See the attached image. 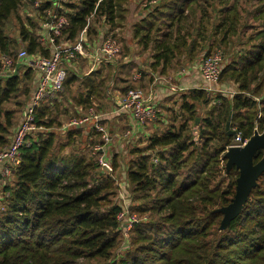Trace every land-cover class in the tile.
<instances>
[{
	"label": "trees",
	"instance_id": "trees-1",
	"mask_svg": "<svg viewBox=\"0 0 264 264\" xmlns=\"http://www.w3.org/2000/svg\"><path fill=\"white\" fill-rule=\"evenodd\" d=\"M23 1L35 17L25 15L30 26L37 25L32 20L44 22L55 4L54 0H0V57H16L4 27ZM36 2H40L37 8ZM125 3L126 0H63L60 13L68 24L52 44L22 29L27 55L49 57L55 47L75 43L85 27L91 47L105 32L115 38L114 31L121 28L119 22L126 12ZM140 4L139 16L145 15L131 27L132 35L141 51L149 54L150 63L148 71L133 69L130 79L116 77L114 83L125 85L117 88L118 94L130 89L147 90L153 83L151 73L159 67L162 77L180 70L183 57L202 60L215 52L224 57L219 82H232L238 93L230 98L216 97L214 120L207 118L198 127L197 143L190 134L194 109L188 100L206 104L209 97L205 92L189 90L176 101L171 99L169 107H157L155 121L146 126L149 136L144 147L131 151L136 158L126 173L129 195L113 178L118 168L116 155L109 163L110 172L104 173L97 164L99 153L93 160H86L82 151L58 156L52 151L53 134L37 133L20 150V162L12 169L10 181L2 183L0 264H264V174L242 212L225 231L219 230L222 215L216 213L233 199L238 176L234 168L226 175L224 168L223 155L232 141L226 132L228 118L231 117L230 130L235 129L243 138H250L255 126L258 133L264 131V0H141ZM38 26L39 33L44 34ZM230 45L235 51L232 56L226 53ZM124 51L130 50L127 47ZM121 53L114 64H102L83 76L99 78L104 69L112 66H117L119 75L126 66L131 70L133 65L125 63L127 56ZM31 71L27 69L22 76H33L35 83ZM136 74L138 79H134ZM0 76V146L4 149L11 144L7 146L14 121L3 105L16 95L20 80L18 75ZM78 78L75 73L69 75L67 69L64 90ZM105 81L102 77L94 85L88 80L79 106H90L91 98L105 86ZM255 98L260 101L259 108ZM56 100L38 106L37 127L61 126L59 119L46 117V110L56 105ZM259 113L261 117L257 119ZM125 117H120V129L126 126ZM103 121L105 116L99 122L102 126ZM127 122L130 129V119ZM82 129L70 128L65 136L67 144L82 137ZM261 156L258 154L254 162ZM153 158L158 162L153 163ZM226 178L230 181L226 182ZM129 198L142 204H121ZM125 207L127 215L138 214L146 221L133 224L130 239L122 244L118 216Z\"/></svg>",
	"mask_w": 264,
	"mask_h": 264
},
{
	"label": "rangeland",
	"instance_id": "rangeland-1",
	"mask_svg": "<svg viewBox=\"0 0 264 264\" xmlns=\"http://www.w3.org/2000/svg\"><path fill=\"white\" fill-rule=\"evenodd\" d=\"M65 1V0H64ZM127 3H125L124 8L126 9V12L122 14V20L119 22L120 27L122 28L120 32L114 31L115 38L118 40L121 48H122V55H126L127 58L130 60L133 59V51H124L126 48L131 46L133 42L131 41L130 37L133 34V25L138 23L145 14L139 16V13H141V0H126ZM24 4L21 5L20 9L18 12L13 14L7 23L5 24L4 27V35L7 37V39L11 42V47L10 49L15 56H17L18 52L20 50H25L28 47V44L26 42L22 41L21 38V31L24 28V30L32 33V35L35 37V35H39V26L42 23L39 22V20H32V22L36 23L37 25L30 26L28 25L27 21L24 19L25 15L27 13H31L34 17L33 11L31 10V7L28 5V3L23 1ZM35 18V17H34ZM118 30V29H117ZM119 35V36H118ZM125 37V38H124ZM237 42H235L236 45ZM234 46L229 47V49H226L227 52L230 56H232L235 51L233 50ZM139 48H136V51ZM236 50V49H235ZM135 51V49H134ZM148 55V54H147ZM16 58V57H15ZM146 59V58H144ZM1 64V62H0ZM116 65V64H115ZM114 65V66H115ZM68 71L69 75L72 73H75L76 75L79 76L78 81L76 83H73L71 86H66V90L62 94L56 95L57 99L55 101L54 106H50L46 112V117H52L59 119L60 125H64L67 123L69 120L77 118H87L90 120L87 122L86 126L84 127L85 130L84 134L82 137H80L76 142L69 143L67 144V139H66V132L61 131V126L58 128H52V129H45L42 128V130L38 131L39 135H47L48 133L53 134V139H54V146L52 148V151L54 154L58 156L62 155H70L74 153L75 151L81 152L84 155L86 160H93V158H96V154L93 150L94 146L97 144L99 145L100 138L95 137H90L91 135V122L93 121L94 116H105L106 121H103V127L105 128L106 132L108 135L111 137V142L109 144V147L107 148V159L109 162H111L112 157L116 155L117 157V170L113 173V178L115 181L124 188L123 190L129 195V187L128 185L126 186V173L127 170L132 168V163L134 159L136 158L135 155L131 154V151L133 149L137 148H142L144 147V144H142L141 139L136 138L134 139L131 135H128L127 131H129L128 124H126L127 121H125V128H121L120 126L115 124V121L113 118H111V113L116 110L117 106V101L118 98L121 96V94H118L117 88L125 86L124 84L121 83H114L115 80H117L116 77H122L123 79H130L131 75L133 74V71L131 72L130 69H127L128 66H126V69L121 70V74H117V69L115 67H109V69H104L103 73L100 74V76L97 77H91L85 78L83 75H85L86 70H87V65L85 63H81L80 61L75 62L74 64L72 63H66L64 65ZM184 69V68H183ZM186 69V68H185ZM27 70V67L24 68H19L18 70V79L19 81V90L16 93L13 98L7 102L6 104L3 105V109L5 111L10 112L13 115V121H14V126L13 130L10 136L9 143L7 146L10 144L14 133L16 129L18 128L20 122H21V117L22 113L25 109V107L28 105L30 102V98L35 90V83L33 81V74L34 71L32 70L30 75V79H24L22 74ZM177 70V69H175ZM1 74V72H0ZM153 76V83L156 82V85H159V83L163 82L164 80H168L169 74H166L164 76H160L157 72L153 71L152 72ZM137 75V74H136ZM1 77V76H0ZM105 77V86L103 88H100L99 91L96 93V96H93L91 98V105H85L87 108H84L83 106H79L78 100L85 97L86 94V85L88 84V80L92 81L91 84H95L100 78ZM94 79H97L93 82ZM160 80V81H159ZM152 83V84H153ZM165 85H169L167 82ZM230 88V89H229ZM230 90L232 92H236V86L233 85L232 82L227 81L226 79L222 80L219 82V84L215 87L212 88L211 92L209 94H205V96L209 97L207 98L208 103L203 104L201 100H197L193 102L192 100H188L189 104L193 105L194 113L191 118V122L189 123L191 126L190 134L193 137V141L197 143L198 141V127H201L204 120L207 118H212L214 120L213 116V111L214 109H217L216 107V102L215 99L217 96H222L219 92L222 90ZM144 91V90H143ZM204 92V91H203ZM145 93V91H144ZM227 98L232 97L231 95H226ZM225 97V96H223ZM256 97V96H255ZM194 118V121H193ZM125 120V119H124ZM128 123V122H127ZM227 123V122H226ZM230 123H231V117H230ZM230 129V126H229ZM37 134V135H38ZM66 142V143H65ZM67 144V145H66ZM6 147V146H4ZM3 146H0V149H2ZM226 164V162H225ZM225 168V167H224ZM226 169V168H225ZM230 171V170H229ZM228 171V172H229ZM228 172L225 170L226 175ZM7 181V180H6ZM10 181V179L8 180ZM230 181V178H226V182ZM2 183H0V192L2 189ZM131 197V196H130ZM118 199H116L117 201ZM129 200V201H128ZM126 199L124 202L122 201V205H130L132 207H135L137 205L142 204L141 201H132L131 198ZM130 212H128V215ZM124 216V219L121 221V225H123V243H125L128 239H130L131 234L130 230L125 231L124 230V225L127 223V217H131L139 221L140 223H143L146 221L145 218H142L138 216V214H130V216ZM225 231V230H224ZM129 242V241H128ZM120 253H122L121 249ZM119 252V251H118Z\"/></svg>",
	"mask_w": 264,
	"mask_h": 264
},
{
	"label": "built area",
	"instance_id": "built-area-1",
	"mask_svg": "<svg viewBox=\"0 0 264 264\" xmlns=\"http://www.w3.org/2000/svg\"><path fill=\"white\" fill-rule=\"evenodd\" d=\"M62 1L54 0L55 4L52 7V11L47 13L45 21L41 24V30L44 34H39L40 41L45 40L52 44L54 42L53 39L60 35V30L68 24L67 19L60 13ZM39 5L40 2H36L34 7L37 8ZM120 53L121 46L118 40L112 36V33L105 32L101 35V40L94 46L88 45L85 27L80 32L75 43L64 48L55 47L49 57L40 55L28 56L25 50H20L15 59L5 56L0 57L3 77L17 75L19 68L27 67V69L34 71L36 79L34 93L22 113L21 122L14 133L11 144L0 150V182L11 177L12 169L20 162V150L28 146L30 141L36 138L38 131L42 130V128L35 125V113L38 106L47 100H54L56 95L63 92L67 79V71L64 65L81 58L91 62V71H93V69H98L102 64H114L118 60ZM223 63L224 57L220 52H215L201 60L199 75L203 85L198 89L209 94L212 88L219 84ZM229 89L222 90L219 93L221 95H231L232 97L238 93ZM255 101L259 108L260 101L257 98H255ZM114 112L128 115L131 121V128L127 133L132 136L134 132L137 133L139 129H144L148 124L155 121L159 109L142 90L130 89L118 98ZM101 117L94 116L91 122V133L99 134L102 142L94 146L93 150L95 153H99L97 164L101 170L103 171V167H107L110 172L107 147L111 142V137L99 123ZM260 117L261 114L259 113L257 119ZM89 121L87 118H74L62 125L61 129L66 132L70 128H84ZM232 130L236 132V135L235 138H232L230 145L226 147V151L232 147L242 148L249 140V138H243L242 134L235 129ZM255 132L258 133L256 126L253 134ZM157 162V159L153 158V163ZM121 199L123 200V196H121ZM124 216H127L126 207L119 214L118 220L121 222ZM134 218L127 217L128 221L124 225L125 231H129L133 224L137 223Z\"/></svg>",
	"mask_w": 264,
	"mask_h": 264
},
{
	"label": "crops",
	"instance_id": "crops-1",
	"mask_svg": "<svg viewBox=\"0 0 264 264\" xmlns=\"http://www.w3.org/2000/svg\"><path fill=\"white\" fill-rule=\"evenodd\" d=\"M121 29L122 28H118V30L116 29V31L120 32ZM130 39L133 42V44L131 46H129V50L133 51V54H134L133 59L130 60V58L129 59L126 58L124 62L125 63L129 62L130 64L133 65L131 72L135 71L133 69H140L143 72H145V70H147V67L149 66V63H150L149 54L147 52L141 51L140 46L137 44V39H134L133 35H131ZM136 48H139V49L136 51ZM134 49H135V51H134ZM144 58H146V59H144ZM183 58H182V60L184 62L183 63L184 66L180 70H175V71L171 70L172 72L167 71V72H169L168 73L169 74L168 80L163 79V82L162 83L160 82L159 85H156V82L153 84H148V89L145 90L146 96L151 100V102L153 104L157 105V107H160V109L169 107L172 104L171 99H174V101H176L178 99V97L183 92L198 89V88L202 87V85H203L202 80H201L200 75H199V65L201 62V57H197L196 59H190V60L189 59L185 60ZM78 59L81 63H85L87 65V70H86L85 76L90 74L91 72L97 70V69H93V71H91V62L90 61L85 60V59H81V58H78ZM134 67H136V68H134ZM66 71H67V69H66ZM156 72L158 74L161 73V67H159ZM138 78H139L138 74L134 75V79H138ZM166 82L169 85H165ZM115 92L118 93V91H115ZM114 111L111 113L112 114L111 118L114 119L115 124L120 126V124L123 123L122 119H120V117L127 116V117H125L126 121H129L128 115H125L123 113H116ZM82 130H85V129L83 128ZM90 130H91V127H90ZM61 131H62V129H61ZM62 132H64V131H62ZM67 132L68 131H66V133ZM90 135H92L90 137H93L94 139H95V137L100 138V136L98 134H92L91 133ZM148 136H149V131H148L147 127L144 129H139V131L137 133L134 132L132 134V137L134 139H136V138L141 139L142 138L140 140V141H142V144H145ZM108 147H109V145H108Z\"/></svg>",
	"mask_w": 264,
	"mask_h": 264
},
{
	"label": "water",
	"instance_id": "water-1",
	"mask_svg": "<svg viewBox=\"0 0 264 264\" xmlns=\"http://www.w3.org/2000/svg\"><path fill=\"white\" fill-rule=\"evenodd\" d=\"M230 117L226 123L227 135L235 138L236 132L229 129ZM261 153L258 162H254L256 156ZM225 160V168L228 172L234 168L238 172L235 185L234 197L230 204L216 210V213L222 215L220 223V231L226 230L229 223L234 220L243 210L249 195L257 186L258 179L264 174V131L262 133H254L242 148H229L223 155ZM103 171L108 173L107 167H103Z\"/></svg>",
	"mask_w": 264,
	"mask_h": 264
}]
</instances>
